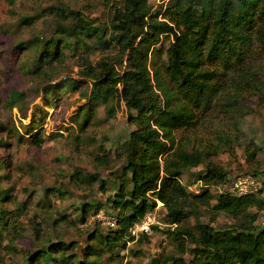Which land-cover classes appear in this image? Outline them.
Here are the masks:
<instances>
[{
	"label": "rangeland",
	"instance_id": "obj_1",
	"mask_svg": "<svg viewBox=\"0 0 264 264\" xmlns=\"http://www.w3.org/2000/svg\"><path fill=\"white\" fill-rule=\"evenodd\" d=\"M120 2L0 0V214L3 224L8 221L5 227L0 225V264H66L65 253L52 254L54 260L44 254L36 262L27 259L29 253L58 239L77 242L72 252L76 262L92 259L89 247L96 249L99 264H156L154 259L161 256L162 260L176 254L174 241L166 233L170 227L165 219L166 211L159 202L152 210L154 220L150 232L132 227L133 238L128 237L125 245L120 242L113 248H106L102 236L109 229L96 219L98 213L110 216L117 213L106 200L108 194L115 192L117 187L113 182L124 164L123 157L118 158L115 153L129 142L128 133L135 126L128 121L123 107H118L109 117L104 112L105 106L100 104L82 132L77 129L75 121H83L80 114L75 115L78 107L85 103L81 94L88 93L91 85L90 79L81 75V57L86 55L96 64L101 58L114 55L117 48L110 43L109 49H100L93 43L94 33L82 36L81 40L57 34L55 23L58 19L71 22L69 11L78 10L98 34L104 30L102 37L109 40L110 6ZM149 3L157 9L162 1L149 0ZM59 5L66 10L63 18L55 11ZM49 39H59L57 48L61 51L50 63L40 60ZM84 42L93 45L87 49ZM167 46L168 40L157 45L160 52L153 53L152 62L164 59L163 50ZM248 63L254 65V73L245 75V83H231L226 76H218L224 86L228 84L229 94L238 93L233 108L227 109L221 104L233 98L217 92L212 109L200 115L197 125L179 133L182 142L186 141L189 147L216 144L218 131L226 132L233 140L228 147L211 151L208 159L183 170L179 177L190 195L208 190L210 206L223 191L246 194L235 187L234 181L250 175L257 179L248 193L259 194L264 201V176L253 174L264 170V52L255 55V59L251 57ZM156 65L157 62L153 66ZM66 79L78 80L80 84L73 90L61 84L48 95L43 93L44 86ZM13 92L23 97L10 105L8 101ZM39 123L38 135L42 139L39 145L29 138L18 137L25 133V127H37ZM234 124L239 131L234 129ZM103 149L109 162L100 164L96 160ZM207 162L226 171L228 179L208 184L198 181L197 173L203 172ZM92 175L99 177L98 182H86ZM101 179L107 180L106 192L100 189ZM88 202L100 208L96 213L90 212L86 221L81 222L79 208ZM198 210L180 225L192 227L197 220L224 228L233 222L228 215L204 206ZM252 210L257 214L256 224H260L264 220V210ZM93 232L92 238L89 235ZM183 258L187 261L191 256L185 253Z\"/></svg>",
	"mask_w": 264,
	"mask_h": 264
},
{
	"label": "trees",
	"instance_id": "obj_2",
	"mask_svg": "<svg viewBox=\"0 0 264 264\" xmlns=\"http://www.w3.org/2000/svg\"><path fill=\"white\" fill-rule=\"evenodd\" d=\"M161 1L157 9L149 0H121L120 4H111L109 40L102 37L104 30L98 34L78 10L69 11L71 22L58 19L55 23L57 34L81 40L82 36L94 33L93 43L100 49H109L110 43L117 48L114 55L101 58L96 64L86 55L81 57V75L89 78L91 85L88 93L81 94L85 103L75 115L80 114L83 121H75L77 129L82 132L100 104L105 106L104 112L109 117L118 107H123L128 121L135 126L128 133L129 142L115 153L118 158L123 157L124 164L113 182L117 188L106 200L117 210V224L102 236L103 245L113 248L120 242L124 244L128 237L133 238L130 229L159 202L166 211L165 219L170 225L166 233L174 241L176 254L162 260L160 256L154 259L156 264H264V220L256 224L257 214L252 210H264L260 195H233L223 191L210 206L208 190L190 195L179 179L183 170L208 159L211 151L233 142L226 132L218 131L216 144L189 147L179 133L197 125L200 115L212 109L215 93L222 91L233 98L222 102L223 107L232 109L235 105L237 91L229 94L228 84L224 86L218 76H226L231 83H245V75H253L254 65L248 61L264 52V0ZM55 11L60 17L66 13L60 5ZM164 40H168L164 59L153 66L156 63L152 62L153 53L160 52L156 47ZM59 42V39L47 40L41 55L44 60L42 57L40 60L50 63L61 54L57 48ZM83 45L89 49L93 44L84 42ZM61 84L73 90L80 81L66 79L50 84L43 87V93L48 95ZM22 97L21 93L13 92L8 104ZM39 126L40 123L37 127H25V133L18 137L29 138L39 145L42 141ZM105 152L103 149L96 162H109ZM253 174L264 176V170ZM197 177L207 184L221 183L228 179V174L218 165L207 162ZM98 178L92 175L86 182H98ZM106 183L107 180L101 179L103 192L107 191ZM200 206L224 213L233 222L224 228L197 220L192 227L180 225L190 214L198 213ZM99 208L100 205L83 203L79 208L80 221L85 222L89 213H96ZM3 222L0 214L1 227L8 224L7 220ZM94 232L89 236L93 238ZM77 245L74 241L66 243L58 239L29 253L27 259L36 262L44 254L54 260L52 254L62 253L66 254V264H99L100 256L92 247H89L91 260L73 261L72 252ZM185 253L191 256L187 261L183 258Z\"/></svg>",
	"mask_w": 264,
	"mask_h": 264
},
{
	"label": "built area",
	"instance_id": "obj_3",
	"mask_svg": "<svg viewBox=\"0 0 264 264\" xmlns=\"http://www.w3.org/2000/svg\"><path fill=\"white\" fill-rule=\"evenodd\" d=\"M257 178L253 176H245L242 178H237L234 181V185L237 188L243 189L244 193H248L251 189L252 184H254V181H256ZM249 194V193H248ZM243 195V194H239ZM96 219L98 222L101 224L107 226L108 228L115 227L116 226V216H110L107 214H96ZM153 213L152 211H149L145 214V216L138 222L136 223L133 228L137 227L139 228L140 231L144 233H149L151 230V224L153 223Z\"/></svg>",
	"mask_w": 264,
	"mask_h": 264
}]
</instances>
